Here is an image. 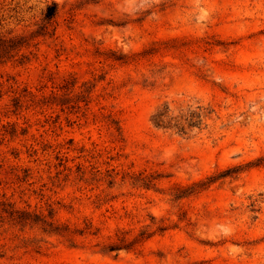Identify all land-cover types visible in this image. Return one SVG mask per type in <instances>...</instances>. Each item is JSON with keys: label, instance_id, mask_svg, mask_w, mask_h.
I'll return each mask as SVG.
<instances>
[{"label": "rangeland", "instance_id": "1", "mask_svg": "<svg viewBox=\"0 0 264 264\" xmlns=\"http://www.w3.org/2000/svg\"><path fill=\"white\" fill-rule=\"evenodd\" d=\"M0 264H264V0H0Z\"/></svg>", "mask_w": 264, "mask_h": 264}, {"label": "trees", "instance_id": "2", "mask_svg": "<svg viewBox=\"0 0 264 264\" xmlns=\"http://www.w3.org/2000/svg\"><path fill=\"white\" fill-rule=\"evenodd\" d=\"M57 13V6L55 3H51L46 8L45 19L46 22L51 21ZM201 111L188 110L185 114H181L179 116H173L169 113L168 105H164L162 108L158 109L152 115V123L161 128H172L177 130L180 133H186L188 129L193 127H198L201 123ZM27 215V214H26ZM19 218V217H18ZM28 217H24L19 219L18 222H26L25 220ZM38 220V219H36ZM40 220V219H39ZM114 249V247H110L109 250Z\"/></svg>", "mask_w": 264, "mask_h": 264}]
</instances>
